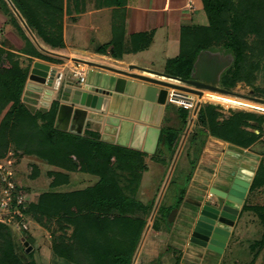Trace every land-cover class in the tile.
Listing matches in <instances>:
<instances>
[{"label":"rangeland","instance_id":"rangeland-1","mask_svg":"<svg viewBox=\"0 0 264 264\" xmlns=\"http://www.w3.org/2000/svg\"><path fill=\"white\" fill-rule=\"evenodd\" d=\"M143 1L146 4L147 0ZM105 2L106 0H65L63 12V29L65 15H82L95 10H100L102 9V4H104ZM188 2V6L191 5L193 8H191V11L188 12V14H190V20H192V22L190 23L189 21L187 27L209 28L214 34L216 30L215 28L211 27V23L209 21L207 12L205 11L203 1L188 0ZM234 3H237V0H234ZM181 5H183V2H181ZM9 8L12 10L10 5ZM12 12L14 13L13 10ZM8 14L11 16L10 13ZM118 14L120 15L121 12H119ZM14 15L16 16L15 13ZM114 16V14L113 16H107L108 20L105 21V23L103 21V25L102 13L96 17H93L92 20L86 22V27L75 31V40H72V38L69 37V44L76 47V49L78 50H81L80 48H86V50L90 53H98L101 55L102 49H104L103 52H105L106 49V54H108V51L111 52L112 50L109 45L113 43L114 37L117 35V33L121 34V32L124 31L123 26H125L123 22L120 21L121 16H115L116 18L113 21ZM6 17L9 18L8 16ZM16 19L19 21L17 16ZM68 19L70 20V18ZM9 21L10 20L7 19V24L9 27H6L5 29V26H3L2 31H0V46L3 47L7 53L9 52L14 54L15 57H13V59L18 61L17 63H19L21 69H29V76L35 62L49 64L52 67L54 65L62 67L63 72L61 73H63L65 77L64 84L61 87L63 89V87L66 85V80L68 82L73 77V74L71 72L73 68L70 69L69 66H66L64 59L56 55L45 54L48 57H51V59L53 60H41L33 57L29 58L24 54L20 53V50L18 49L16 44L12 43L9 37H7V34L5 33V31L7 32L10 30L15 32L14 27L10 25ZM222 21H225L227 23V27L230 28L232 26L230 19L223 18ZM25 32L26 34L28 33L26 30ZM32 34L34 35L33 32ZM179 34V30L176 28H174L173 30L171 28L170 32L168 33V29L163 28L162 30L159 27L158 32L154 38V42L149 49H145L144 51H140L138 53H124L122 56V60L127 63L134 60L139 65L146 66L151 70L162 73H173L175 72V68L177 69L180 64H177L176 61L173 62L174 60L180 57L181 51L179 43ZM27 36L31 40H33L29 33L27 34ZM34 37H36L38 44H41L42 46L52 51H57L60 54H64L67 52L63 48L60 50H53L51 47L46 45L42 41V39L37 38V36L35 35ZM257 38L258 37L256 35H251L248 39L249 49L247 50V62H251V64H254L255 67L258 66L257 70H255L254 72L253 78L250 82H244L242 80L238 81L231 90L239 94L264 99V47L257 43ZM227 42V37H225V35H221V38H216L212 41L211 44L213 47L219 50H223L222 48L225 47ZM33 43L37 48L35 42ZM138 43H140L141 45L140 48H144L142 47L145 45L143 40H140ZM126 46L127 44H125V47ZM83 56L87 59H90L92 63L113 68L115 66L119 67L114 62L102 61V59L100 58H88L85 55ZM3 58V60H7L6 56ZM72 62L76 63L74 61ZM235 69L233 68V72L235 71ZM228 71L225 73V75L228 73ZM98 73V69H89L86 75L87 83H94L96 78L98 77ZM102 73L105 74V72ZM29 76L21 100L27 107L31 109L32 114L38 115L41 113H46L51 109L52 103L56 100L53 99V101L48 104L46 101H44L43 94L40 95L36 92L27 89V86L29 84H35L31 80H29ZM223 96L233 98L238 102H249L251 104L249 106L250 110H239L237 108H230L229 110H227L221 106H218V104H212V102H206V104L204 105H213L214 107H216V111L220 113L219 121L221 123L232 119L236 114L252 113L256 116L255 119L250 122L248 121L247 125L244 124L239 130L242 131V133L245 132V134L247 133L249 135L254 133L257 138L255 139L252 146L247 149V152L244 151L246 149H238L229 144L230 147H227L228 151L224 152L222 155L220 164L221 166L218 165L219 168L217 170V173L219 175L226 174L229 170L228 165H230L229 163L231 162H233L234 164L232 165L233 171H237L239 167H245L249 169L251 168L255 174L257 173V171H264V120L261 122L258 118L259 116L264 117V105L240 99L237 97L227 95ZM129 103L130 102L128 100L127 103L121 104L119 107H117V109H120L122 107L121 109L125 110L128 107ZM186 113L190 114L191 111L185 110L177 105L169 104L166 108V114L168 115L167 119L170 120L168 122L169 127H174V130H183L186 128L185 133H187V135L189 133H192L190 136V140L187 141V143V137L186 139L184 137L186 134H181L180 138L182 137V139L177 144L178 146L176 147L175 151L168 144L167 150L162 155V158L160 156L155 157L157 148H159L160 141H157L156 138L155 141L158 142L157 147L155 143H153L152 149L153 151H155V154H152L153 156L147 160V170L143 173L140 189L138 190L139 194L136 198L137 202H140L144 207L152 208L145 215L148 224L144 230V234L136 250L132 264H135L138 252H141L142 250V240L146 232L148 234V243L145 249L148 248L150 243L155 242L154 246L151 247V250H153V253L156 254L158 252L162 253L161 256H158L155 259V262L157 264H177V262L175 263L174 257L175 259H177L176 256H180L181 254V257L184 258L185 256L183 254L193 255V252H195L188 246L184 250V244H187L188 242L189 229L192 225L193 217L195 215L194 214L192 217V212L196 213L199 208L193 205L192 203L183 204L180 210L179 217L176 219V221H172L173 219L171 214L178 207L180 200L183 197V191L191 187L190 182H188L186 177L187 173H189V171H192L191 163L199 162L200 156L202 154V146L206 145L207 141L209 140L208 138L210 137V134L208 129L200 124L198 116L191 117L187 127L181 125L179 121L181 119V115ZM4 115L5 112L3 111L0 116V132L2 129ZM192 118L194 123L191 120ZM119 119L121 120L119 124L120 127H117V125L105 127L104 124L101 125L95 122H88L85 125L84 132L89 127L92 130L96 131L98 140H100L101 142L110 143L114 145H121L123 147L128 148L131 144L130 141H132L135 136V126H133V123L135 121L130 119H128L129 121H127V119L123 120V118ZM98 128L100 129V132H98ZM62 132L68 133V135L81 136L80 134H77L70 130L67 132ZM175 134H178V132H176ZM4 135L6 136V139L0 140V172L8 171L12 174V177H9L7 181H13L17 185V187L23 191L26 198L25 204L28 211L24 218L27 230H21L19 224L13 219L10 220L7 216L5 217L6 220L8 219L7 222L3 223L6 224L8 231L11 233L21 259L24 262H30L34 260L36 264H91V258L90 261L89 259H87V256L84 255L86 250H84L83 248L81 249L82 251L79 253L78 250L73 251L76 260L74 263L61 259L55 252L57 246L69 247L70 245H73L75 243L74 233L76 224L75 222L74 224L68 223V220L66 218V212L61 213V215L51 216L50 213L53 210L49 212H43L40 209L33 210L32 205L37 204L40 197L44 194H47L48 192L72 193L81 191L90 186H93L99 180V178L85 173H70L58 167H53L49 163L40 160L36 155H31L27 152V148H34L32 147V144H30L31 140L24 142L20 139L19 135L13 132L9 134L4 132ZM185 143L186 146L184 145ZM98 147V149H100L102 145H99ZM152 149L148 147L147 151L152 152ZM229 151L233 153L234 157H232L231 154H228ZM165 155L167 158L165 157ZM203 160L204 159L202 158V161ZM217 161L218 159L213 160V162L211 163L209 162V167L211 169L214 168V166H216ZM53 173L68 174L70 178L69 183L63 184L58 188L52 187V184L56 179V177L53 176ZM202 176L203 177L199 175V180H197V185L195 184V187L198 188L199 181L204 178L205 175ZM214 180H216V177H214ZM4 184V182L0 181L1 186ZM135 187H137V184L135 185ZM135 187L132 189H135ZM214 187L217 188L219 186L217 183H215ZM197 188H192V191L197 193ZM132 189L126 190L128 192H131ZM243 206V218L239 221L240 228L236 229L238 243L236 242V245L232 249V252L226 256L224 261L220 260L221 255H216L214 258L209 257L208 260L205 261V264H264V245H261V241L264 235V226L259 217V213L254 209L264 206V186L255 190L249 189L244 199ZM30 207L32 211L30 210ZM163 207L165 210L168 207L174 208L172 209V212L168 217V222H160L159 216L157 217V214H159L160 209ZM38 218H41V221ZM152 228L158 233L152 231ZM148 230H150V232ZM23 239L29 241L32 244L34 249L33 257H31L30 254L26 252V248L24 246V243L22 242ZM76 243V246H78L79 242ZM143 253H145L144 249L142 251V254ZM197 256L193 255V257ZM142 258L143 256L141 257V259ZM198 260L200 261V258H197V260L195 258L194 260L186 256L183 262L184 264H195V261ZM136 264H140V262H137Z\"/></svg>","mask_w":264,"mask_h":264},{"label":"trees","instance_id":"trees-1","mask_svg":"<svg viewBox=\"0 0 264 264\" xmlns=\"http://www.w3.org/2000/svg\"><path fill=\"white\" fill-rule=\"evenodd\" d=\"M20 12L29 29L37 38L51 47L60 50L65 47L63 38V16L65 0H10ZM209 17V28L184 27L180 38V57L174 60L179 67L173 73H166L185 79L190 78L193 65L202 51H216L212 41L227 37L228 42L222 49L229 51L234 57L235 71L231 67L222 78L225 89L231 90L242 80L250 82L255 67L247 62L248 39L256 35L257 43L264 47V0H202ZM126 0H106L103 7L124 6ZM6 9V10H5ZM0 10L8 16L10 25L24 42L20 53L41 60L51 59L36 48L27 36L24 28L16 19L6 0H0ZM10 13L11 16L8 14ZM223 18L230 19L232 26L227 27ZM143 40L144 48L138 43ZM153 40V34H136L131 37L134 52L148 48ZM124 32L117 33L114 41L109 45L113 58L119 60L123 54ZM107 53L106 49L105 52ZM219 50V49H217ZM109 52V51H108ZM7 60H3V57ZM13 53H7L0 46V116L5 112L0 132V140H5L4 132L15 133L24 142L31 140L33 149L27 152L36 155L40 160L70 173H85L99 178L93 185L84 190L72 193L48 192L40 197L32 209L49 212L50 215H61L66 212L68 223L75 222L73 245L56 247V254L68 262H75L74 250L78 253L82 248L91 264H132L144 230L148 224L145 215L151 210L137 202L138 190L142 182L143 173L147 170L145 158L147 155L140 151L128 149L120 145L103 143L98 140L97 133L87 131L85 136H73L57 129L59 102H53L46 113L34 115L31 109L21 100L29 76V69H21ZM4 62V63H3ZM171 62V61H170ZM2 63V64H1ZM226 73V72H225ZM219 106V105H218ZM252 113L236 114L228 121L220 122V113L213 105H203L198 113V120L206 127L211 137L229 143L238 149H248L257 136L242 133L239 129L248 121L255 119ZM262 122L263 116L258 117ZM190 114L181 115V125L187 127ZM41 121V122H40ZM178 132V134H175ZM183 130H166L161 137V144L165 138L167 145L175 151L179 136ZM196 134V133H195ZM70 138V139H69ZM23 142V143H24ZM25 144V143H24ZM29 144V145H30ZM99 145H102L98 149ZM32 150V151H31ZM159 154V155H157ZM161 150L156 156H161ZM197 163H191L192 171L187 173V180L191 182ZM52 187H60L69 183V175L57 173ZM58 176V180H57ZM137 184V187L135 185ZM264 186V171H257L251 190ZM135 189H132L134 188ZM131 190L128 192L127 190ZM23 192V191H22ZM181 205L187 189L183 191ZM31 207L30 210L32 211ZM172 207L160 209L159 220L168 222ZM177 209V208H176ZM264 226V206L254 208ZM28 212V211H27ZM26 212V213H27ZM161 213V215H160ZM39 220L41 218H38ZM82 220V221H81ZM41 221V220H40ZM135 236V237H134ZM29 242V241H28ZM76 242H79L77 245ZM30 243V242H29ZM32 246V244L30 243ZM264 245V235L261 241ZM34 250V249H33ZM34 256L33 251L29 253ZM0 264H36L34 260L24 262L14 243L6 224L0 223Z\"/></svg>","mask_w":264,"mask_h":264},{"label":"water","instance_id":"water-1","mask_svg":"<svg viewBox=\"0 0 264 264\" xmlns=\"http://www.w3.org/2000/svg\"><path fill=\"white\" fill-rule=\"evenodd\" d=\"M7 2L40 50L45 54L56 55L44 50L38 44L18 10L10 0ZM73 61L97 68L99 73L95 82L81 85L77 81L69 80V84H66L62 89L64 84L63 73L58 72L56 67L41 62L34 63L29 76V80L35 84H29L27 89L40 95L43 94V99L48 104L53 99L60 103L57 129L66 132L70 130L82 135L88 122L104 124L105 127L116 125L120 127L121 120L119 118L127 119V121L130 119L135 121L133 123L135 126L133 146L137 144L138 146L135 148L140 151L145 142L144 150L150 154H155L152 149L153 143L156 147L158 146L157 141H160L161 131L153 128L147 131L145 125H136L135 123L159 125L163 110L168 106L167 97L170 90L197 95L201 98L205 92H213L264 105L262 98L239 94L221 87L223 74L234 64L232 54L225 56L220 52H200L188 79L134 64L129 65L126 69H118L81 59H73ZM102 70L105 74L102 73ZM143 73L154 75V77ZM128 100L130 103L125 110L121 109L122 107L117 109L121 104L127 103ZM200 107L201 105H198V109ZM107 112H109V116L105 115ZM156 138L157 141H155ZM165 141L163 138L162 145H165ZM148 147L152 149V152L147 151ZM228 154L234 157L231 151ZM229 164L227 173L218 174L215 181L218 186L226 189L212 187L209 191L211 197L220 200L218 207L201 203L197 205L200 212L196 225L191 231L188 247L202 254L208 252V254L216 256L224 253L255 176L251 168L239 167L237 171H233V162ZM173 215L174 212L171 216L173 217ZM22 242L26 252L31 253L33 246L25 239Z\"/></svg>","mask_w":264,"mask_h":264},{"label":"crops","instance_id":"crops-1","mask_svg":"<svg viewBox=\"0 0 264 264\" xmlns=\"http://www.w3.org/2000/svg\"><path fill=\"white\" fill-rule=\"evenodd\" d=\"M181 2H183V5H181ZM188 4H189L188 0H147L146 4L143 0H126L124 6H121V7H118V6L103 7L100 10H95V11L88 12L87 14H82V15L81 14L80 15H75V14L74 15H68L67 14V15H65V18H64V44H65V47L63 48L67 52L64 54H60L59 52L52 51V50L42 46L41 44H39V45L44 50L48 51L49 53L60 55L59 57L60 58L62 57L64 59L66 66H69L70 69H72L78 65L82 66V68H84L86 71V75H87L89 69H97V68L89 67V66L84 65V64L73 63L72 62L73 59H81V60H85L88 62H92L90 59L85 58L83 55H85L88 58H100V59H102V61H108V62L116 63V65H118L119 67H117V66H115V67L118 69H126V67H128L129 65H132V64L141 66L138 63H136L134 60L130 61L128 63L123 61L122 58L117 60V59L113 58V56L110 54L111 53L110 51L108 52V54L102 53V55H101L98 53H90L86 50V48H80L81 50H78V49H76V47L69 44L68 39H69V37H71L72 40H75V33H76L75 31L78 29H83L84 27L87 26L86 25L87 21L92 20L93 17H96L102 13V25H103V21L105 23V21L108 20L107 16H113V14L115 16H118V17L121 16L120 21L123 22V24L125 25V26H123L125 41H124L123 49H121L122 54H124V53H138V52H134L132 43H130V42H132L131 37L133 35H136V34H142V33L143 34H145V33L153 34L152 43L150 44V46L148 48H145V49H149L154 42V38L158 32L159 27L162 30H163V28L168 29V33L170 32L171 28H172V30L174 28L178 29L179 33H180L179 34V41H180L182 28L187 27L189 21H190V23L192 22V20H190V17H189L190 14H188V12L191 11V9H189V7H188ZM119 12H121L120 15L118 14ZM115 16L113 18V21L116 18ZM68 18H70V20ZM3 26H5V29H6V27H9L7 24L6 15L4 14L3 11L0 10V31H2ZM90 30H93V29H90ZM5 33L7 34V37H9L10 41L12 43L16 44V46L18 47L19 50H21L24 47V42L20 39V37L18 35H16V33L14 31H12V30L7 31V32L5 31ZM35 39H36V37H35ZM125 44H127L126 47H125ZM37 48H38V50H40V48L38 46H37ZM128 49H130V50H128ZM141 51H144V50H141ZM43 54H45V53H43ZM20 55H22V54H20ZM25 56H27V55H25ZM27 57L32 58L30 56H27ZM37 61H40V60H37ZM61 66H63V65H61ZM54 67L57 68L58 72H60V73L63 72L62 67H59L56 65H54ZM141 67L149 69L146 66H141ZM102 72H104V70H102ZM143 74L154 77V75H151L148 73H143ZM161 79L165 80L164 78H161ZM64 80H65V77H64ZM70 81H72V79H70ZM66 82H67V80H66ZM86 83H87V80H86ZM66 84L68 85L69 82H67ZM207 93H210V92H207ZM212 94H215V93H212ZM166 108L167 107H165L163 110L159 125L155 126L154 124L151 125V124H144V123H139V122H136L135 124L136 125H145L147 131L152 129V128L160 130L161 135L163 136L164 131H166L168 129H170V130L174 129V127L168 126V122L170 120L167 119L168 115L166 114ZM198 113L194 117H197ZM105 115L109 116V112H107ZM192 116L193 115L191 112L190 118ZM118 117H119V115H118ZM123 120H124V118H123ZM179 121H180V124H182L181 119ZM192 122L194 123L193 120H192ZM98 130H99L98 132H100L99 128H98ZM185 130H186V128L184 129L183 133H185ZM87 131L96 132L95 130H92L91 128L88 127L85 130V132L83 133V136L87 135ZM147 131H146V134H147ZM177 131H179V130H177ZM185 134H184L185 135L184 137H185V139L187 137V139H186V143H187V141L190 140V136L192 133H189L188 135H187V133H185ZM181 139H182V137L179 138L177 144L181 141ZM208 139L209 140L207 141L206 145L202 146V154L200 156L199 162L196 164V167H195L196 170H194L193 177H192V180L190 182L191 187L187 188L186 195L184 196L181 205L179 207H177V209L174 210V215L172 217V219H173L172 221H176V219L179 217L180 210H181L183 204H190V203L193 204V203H197V202L198 203H205L209 200H213V201L215 200L213 197L210 196L209 191L212 187H214V184L216 183L215 182L216 180H214V177H216V176H214V175H218L217 170H218L219 166H221L220 164H221L222 155L224 152L228 151L227 147H230V145H229V143L223 142L221 140H217L211 136ZM132 142H133V140L130 141L131 144L128 147V149L133 150V149H136L135 147L138 146L137 144H135L133 146ZM160 142H161V138H160ZM186 143L184 144L185 146H186ZM144 146H145V142L143 143V147L140 149V152L145 153L147 155V157L145 158V162H146V165H148L147 160L150 157H152L153 155L150 153H146V151L144 150ZM212 148H213V150H212ZM160 150L162 153L160 157L162 158V155L164 154V152H166L167 149L164 145L159 143V148H157V151H160ZM220 151H222V152H220ZM244 151L247 152V149ZM165 157H166V155H165ZM168 158H170V157H168ZM202 158L205 161L204 160L202 161ZM215 159H218V161L216 163V166H214L215 165L214 164L213 165L214 168L211 169L209 167V165ZM162 160H164V159H162ZM203 164H206V165H203ZM199 175H201V177H203L202 175H205V176H204V178H202L199 181L198 188H197V187H195V184H196L197 180H199L198 179ZM255 176H256V174H255ZM255 176H254V178H255ZM252 182H253V180H252ZM192 188H197L198 192L197 193L193 192ZM243 211H244V206H243V210L241 212V215L239 217V220L236 223V226H235V229H234L233 234L231 236L230 242L227 245V248L225 249L224 253L220 254L221 255L220 260L224 261L226 256L232 252V249L236 245V242L238 243V241H237L238 238L236 235V229L240 228L239 221L242 220V218H243L242 217ZM161 222H164V221H161ZM148 231L150 232V230H148ZM152 231H154L155 233H158L157 231L153 230V228H152ZM147 236H148V234L146 232V234L142 240L143 241V244L141 247L142 250H141V252H138L135 264L137 262H140V264H157L155 262V259L158 256L162 255L161 252H158L156 254V253H153V250H151V247L154 246L155 242L150 243L148 248L145 249L147 246V243H148L147 242V239H148ZM184 245H185L184 246V250H185L187 248V244H184ZM143 249L145 250V253L142 254ZM183 255L185 257L188 256V258H190V259L192 258L194 260H195V258H196V260H197V258L198 259L200 258V261L199 260L195 261L196 262L195 264H205V261L208 260V257L203 255L202 253L197 254V252H193L194 256L198 255L197 257H193V255H190V254H188V255L183 254ZM142 256H143V258L141 259ZM176 257H177V259H175V257H174L175 263L177 262V264H184L183 261H184L185 257L184 258L181 257V254H180V256H176ZM214 257H215V255L212 258H214ZM158 264H160V263H158Z\"/></svg>","mask_w":264,"mask_h":264},{"label":"built area","instance_id":"built-area-1","mask_svg":"<svg viewBox=\"0 0 264 264\" xmlns=\"http://www.w3.org/2000/svg\"><path fill=\"white\" fill-rule=\"evenodd\" d=\"M188 7L190 9L193 8L191 5ZM71 72L73 74V81H77L81 85L86 83V71L82 66L78 65L74 67ZM203 98L204 96L201 98L197 95L170 90L167 97V104L177 105L185 110H190L192 115H197L200 108L206 102H209ZM198 105H201L199 109ZM9 177H12V174L8 171L0 172V181L5 183L2 186L0 185V223H6L8 219L6 220L5 217L7 216L10 220H15L21 230H27L24 219L27 212L25 195L13 181H7Z\"/></svg>","mask_w":264,"mask_h":264},{"label":"bare ground","instance_id":"bare-ground-1","mask_svg":"<svg viewBox=\"0 0 264 264\" xmlns=\"http://www.w3.org/2000/svg\"><path fill=\"white\" fill-rule=\"evenodd\" d=\"M166 80V79H165ZM213 93V92H212ZM212 93H206L204 95V100L212 102L213 104H218L219 106L225 108V109H230V108H237L239 110H247L250 107V103L246 101H236L233 98H228L223 95L218 94H212ZM220 103V104H219ZM250 110V109H249ZM257 112V111H256Z\"/></svg>","mask_w":264,"mask_h":264},{"label":"flooded vegetation","instance_id":"flooded-vegetation-1","mask_svg":"<svg viewBox=\"0 0 264 264\" xmlns=\"http://www.w3.org/2000/svg\"><path fill=\"white\" fill-rule=\"evenodd\" d=\"M213 52H220V53H222V54H224L225 56L226 55H229V54H231V53H229L227 50H225V49H223V50H216V51H213ZM230 69V68H229ZM228 69V70H229ZM227 70V71H228ZM226 71V72H227ZM224 75H225V73L223 74V76H222V78L224 77ZM72 79V78H71ZM221 82H222V80H221ZM221 87H222V83H221ZM224 88V87H223ZM233 91V90H232ZM235 92V91H234ZM237 93V92H236ZM195 115H193L192 117H194ZM191 120H193V118L191 119ZM252 185V184H251ZM218 188H220V189H226V188H222V187H218ZM251 189V188H250ZM220 203V200H218V199H216L215 198V200L213 201V200H209V201H207V202H205V203H201V204H203V205H206V204H210V205H213L214 207H218V204ZM198 204H200V203H193V205H195V206H197ZM199 212H200V208L198 209V211L196 212V213H194V212H192V217H193V215H194V217H193V222H192V225H191V227H190V229H189V234H188V242H187V246L190 244L189 243V238H190V234L192 233L191 231L194 229V227H195V225H196V221H197V219H198V214H199ZM193 250V249H192ZM195 251V250H194ZM195 252H197V251H195ZM198 254H201V253H199V252H197ZM203 255H205L206 257H213L214 255H211V254H208V252L206 253V254H203Z\"/></svg>","mask_w":264,"mask_h":264}]
</instances>
